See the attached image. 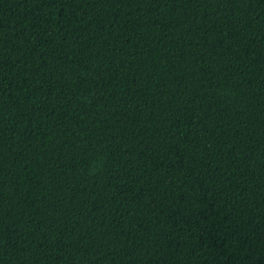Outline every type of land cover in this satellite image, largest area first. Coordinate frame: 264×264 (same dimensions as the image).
Here are the masks:
<instances>
[{
	"label": "trees",
	"instance_id": "1",
	"mask_svg": "<svg viewBox=\"0 0 264 264\" xmlns=\"http://www.w3.org/2000/svg\"><path fill=\"white\" fill-rule=\"evenodd\" d=\"M0 264H264V0H0Z\"/></svg>",
	"mask_w": 264,
	"mask_h": 264
}]
</instances>
